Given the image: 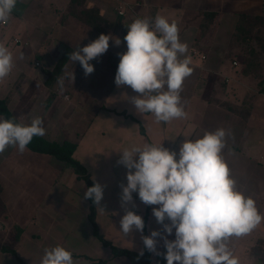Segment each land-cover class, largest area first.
I'll use <instances>...</instances> for the list:
<instances>
[{"label":"crops","instance_id":"0c3cea01","mask_svg":"<svg viewBox=\"0 0 264 264\" xmlns=\"http://www.w3.org/2000/svg\"><path fill=\"white\" fill-rule=\"evenodd\" d=\"M121 7L125 16L118 13ZM91 10L85 18L84 13ZM157 14L178 25L193 68L181 92L187 118L168 123L157 122L151 113L139 114L131 102L139 94L130 86L115 84L118 54L127 51V26L137 18ZM243 17L264 18V0H17L7 23H0V42L12 52L14 62L11 73L0 80V99L23 123L41 117L46 130L41 137L76 145L74 158L94 183L103 186V201L97 205L98 231L115 246L142 254V237L158 229L152 211L158 205H145L136 192L132 202L123 206L122 200H116L127 185L128 169L118 163L120 154L115 151L128 143H162L178 158L185 139L226 129L221 154L237 189L251 197L264 215V80L254 83L245 72V61L233 53V37ZM100 34H111L121 44L109 41L107 52L90 61L93 73L85 76L79 62L68 59L61 73L49 78L62 55L88 45ZM248 101L255 103L253 110L246 108ZM241 105L244 112L240 113ZM100 115L97 131L102 139L113 132V144L92 145L96 138L92 141L89 132ZM9 148L0 155V225L4 228V216L10 230L19 231L15 244L26 264H41L44 249L56 245L72 251L75 264H131L125 257L113 258L111 250L94 236L90 201L84 198L88 187L73 168L43 154L35 153L33 160L26 158L27 153L15 156ZM116 166L122 167L121 173L116 174ZM123 172L125 178L120 176ZM106 207H110L108 223ZM126 210L142 217L143 232L134 229L125 236L120 231ZM102 223H107L104 229ZM166 234L168 240L175 239ZM155 239L151 264H161L159 256L166 247L161 236ZM260 242H264V222L247 235L232 237L229 247L240 263L264 264L252 254ZM0 264L19 262L0 250Z\"/></svg>","mask_w":264,"mask_h":264},{"label":"clouds","instance_id":"9594fccd","mask_svg":"<svg viewBox=\"0 0 264 264\" xmlns=\"http://www.w3.org/2000/svg\"><path fill=\"white\" fill-rule=\"evenodd\" d=\"M16 4L17 0H0V23H7ZM127 28V51L118 54L116 86H130L139 94L131 97L139 114L151 113L157 122L163 123L186 119L181 92L193 68L188 44L180 40L178 25L157 14L154 18H137ZM110 40L117 46L121 44L111 34H100L71 52L68 59L79 62L87 76L94 71L90 61L107 52ZM13 67L12 52L0 42V80ZM71 79L74 80L73 73ZM59 82L62 84L63 79ZM45 131L39 116L29 123L0 116V155L10 146L25 152L33 137L43 136ZM227 134L221 127L206 131L196 140L185 139L178 158L175 151L162 143H145L120 152L118 163L128 169L127 185L122 187V206L132 202L136 192L145 205H158L152 209L153 215L168 235L175 229L174 240L163 237L167 264H240L229 247L230 239L247 235L264 222L255 201L237 189L221 154ZM84 198L99 205L103 186L94 183L87 188ZM166 219L170 223L165 224ZM134 229L143 232L144 221L140 215L126 210L120 231L127 236ZM158 236L161 233L154 230L142 237L150 252H156ZM41 264L75 261L72 251L56 245L44 249Z\"/></svg>","mask_w":264,"mask_h":264},{"label":"trees","instance_id":"16d2710c","mask_svg":"<svg viewBox=\"0 0 264 264\" xmlns=\"http://www.w3.org/2000/svg\"><path fill=\"white\" fill-rule=\"evenodd\" d=\"M94 11H86L84 14L89 15L88 13H93ZM85 18H88V16H84ZM263 20V18H254V17H243L236 29V33L233 37V43H235L236 39H242L244 41L249 42V44L252 42V36L253 31L256 27L255 23L259 22L260 20ZM89 22V20H88ZM93 24V22H90ZM69 52H66L64 55H62L58 65L56 66L55 70L49 74V78H53L56 75H59L64 68L65 64L68 61ZM50 102H48L49 104ZM0 116L15 119L17 122H21L17 116H15L8 108V104L6 100L0 99ZM144 133V131L142 130ZM76 145L72 143H64V144H58L56 142H52L49 140H46L45 138L41 136H35L33 137L31 143L27 146V149L38 154H43L47 156H52L56 158L57 160L65 163L67 166L74 169L75 173L78 175V177L86 183L87 187L93 186L94 182L91 180L90 175L88 174L86 168L82 166V164L74 158V152L76 151ZM90 201V221L93 226V234L94 236L102 243L103 246L106 248H109L112 252L113 258H127L131 264H151V252L145 247V250L142 254L134 253L130 250L119 248L115 246L113 243L105 240L103 236L98 231V226L96 224V214H97V204L93 202L91 198H89ZM1 251L4 252H11L16 256V253L14 250L11 249H1ZM166 254V248L159 256V261L161 264H167V260L165 259ZM252 254L254 256H257L261 260H264V242L258 243V245L254 248ZM20 261V264H26L21 259H18ZM103 262V261H102Z\"/></svg>","mask_w":264,"mask_h":264},{"label":"rangeland","instance_id":"374dc122","mask_svg":"<svg viewBox=\"0 0 264 264\" xmlns=\"http://www.w3.org/2000/svg\"><path fill=\"white\" fill-rule=\"evenodd\" d=\"M86 16H88V15H86ZM254 27H256V28L253 31L252 42L249 44V42L244 41L242 39H238V40L236 39V41L234 43L235 47H234L233 53L235 54L236 58H240L241 60L245 61L244 63L247 65V69H245V72H249L252 75V77L254 78V83H257L259 80H262V79L264 80V18H263V20L261 19L259 22H256ZM39 65L40 64H38L37 66H39ZM238 108L239 109L241 108L239 110L240 113L244 112L242 105L238 106ZM246 108H248L249 110H253V108H255V103L248 101L246 103ZM101 119H102V115L99 116V118L97 119V122L94 124V126H92L91 131L89 132V135L91 134L90 137H91L92 141H93V139L96 138L92 145H94V144H98V145H94V146H99L101 144H108V143L113 144L114 143L113 132H111V134L107 137V139H105V137H104V139H102L101 138L102 133L101 132L99 133V131H97L98 130L97 124H99ZM124 145H120V147L115 152H118L120 154V152H122L124 149H130L131 147L136 146L137 144L128 143L129 146L127 144H124ZM126 146H128V148ZM9 150H10L9 152L12 155L17 156L18 154H20V152L18 153V149L16 150L15 147H11V148H9ZM26 151L23 152L21 155L25 157L26 156L25 154L27 153L28 157L26 156V158L33 160L35 158V153H33L31 151H28V152H26ZM110 154L111 153L109 152L108 155L110 156ZM121 168L122 167H120V166H116V174H118V172L121 173V171H120ZM122 175H126V173L120 175L122 178H125ZM251 185H253V182L251 183ZM111 200H113V199L110 198L109 201H111ZM116 200H121V199H116ZM102 201H103V199H102ZM109 208L110 207H108V208L106 207L103 209L104 217H106L107 223H108V219L110 218V217H108L109 213H107L108 212L107 209H109ZM28 216H29L28 214L25 215V217H28ZM6 221H7L6 218L3 216L1 218V224L4 226V228L0 225V227H1L0 228V250L3 248L14 250L16 253V256L14 254H12L11 252H8V253L12 254V256L14 258H16V260L21 259L23 261V259L20 257V254H18V252H17V248H16V244H15L20 240V236H18L19 231H16V230L11 231L9 226H8L9 221H7V222ZM106 224L102 223L103 229H104ZM156 225L158 226V229H155V231L162 232L161 239H163V237H166L165 236L166 232L164 231L163 225H161L159 223H156ZM15 229H18V228H15ZM113 233L116 234V236H120L118 234V232L115 233L114 229H113ZM12 234H13V236H12ZM172 235H175V229H174ZM18 262L20 264L19 260H18ZM244 262L246 263V261H243L240 264H245Z\"/></svg>","mask_w":264,"mask_h":264},{"label":"built area","instance_id":"2783aa9c","mask_svg":"<svg viewBox=\"0 0 264 264\" xmlns=\"http://www.w3.org/2000/svg\"><path fill=\"white\" fill-rule=\"evenodd\" d=\"M118 13H119V15H121V16H125V14H126L125 9H124L123 7H121L120 10H118ZM234 64L236 65L237 62H234Z\"/></svg>","mask_w":264,"mask_h":264}]
</instances>
